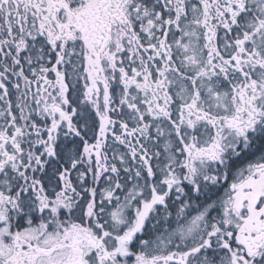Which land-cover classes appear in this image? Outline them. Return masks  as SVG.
<instances>
[{
    "label": "snow or ice",
    "instance_id": "1",
    "mask_svg": "<svg viewBox=\"0 0 264 264\" xmlns=\"http://www.w3.org/2000/svg\"><path fill=\"white\" fill-rule=\"evenodd\" d=\"M0 264H264V0H0Z\"/></svg>",
    "mask_w": 264,
    "mask_h": 264
}]
</instances>
